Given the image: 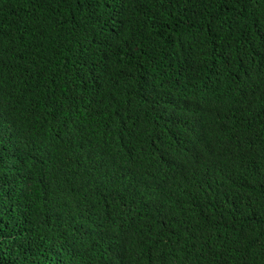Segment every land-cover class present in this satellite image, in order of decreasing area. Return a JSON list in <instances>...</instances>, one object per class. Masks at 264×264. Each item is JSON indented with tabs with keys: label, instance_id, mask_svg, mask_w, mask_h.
<instances>
[{
	"label": "trees",
	"instance_id": "16d2710c",
	"mask_svg": "<svg viewBox=\"0 0 264 264\" xmlns=\"http://www.w3.org/2000/svg\"><path fill=\"white\" fill-rule=\"evenodd\" d=\"M0 264H264V0H0Z\"/></svg>",
	"mask_w": 264,
	"mask_h": 264
}]
</instances>
